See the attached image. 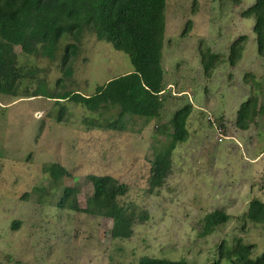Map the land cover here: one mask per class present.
I'll return each instance as SVG.
<instances>
[{"label": "rangeland", "instance_id": "obj_1", "mask_svg": "<svg viewBox=\"0 0 264 264\" xmlns=\"http://www.w3.org/2000/svg\"><path fill=\"white\" fill-rule=\"evenodd\" d=\"M255 2L167 0L166 91L159 119L126 115L125 128L117 129L110 125L119 119L118 107L92 112L74 101L0 93V264H138L143 256L211 264L218 246L236 237L256 245L254 258L264 252V224L245 220L252 199L264 201V111L252 112L247 129L240 125V110L250 97L264 108V55L258 51L256 19L243 16ZM188 21L193 27L184 35ZM241 36L249 40L242 59L235 66L224 62L206 76L201 47L227 59ZM69 41L61 43L55 60L24 55L16 47L19 63L41 69L53 93L85 95L133 70L127 54L87 31L73 77L58 85ZM188 103L193 105L189 137L174 151L164 185L151 190L154 149L172 139L163 125ZM213 119L225 130L223 142L216 139ZM50 163L70 173L57 186L44 170ZM92 174L128 185L121 202L135 203L147 214L130 239L112 237L110 218L58 206L65 188L77 187L78 203L86 208ZM216 210L231 220L202 236L205 216Z\"/></svg>", "mask_w": 264, "mask_h": 264}, {"label": "trees", "instance_id": "obj_2", "mask_svg": "<svg viewBox=\"0 0 264 264\" xmlns=\"http://www.w3.org/2000/svg\"><path fill=\"white\" fill-rule=\"evenodd\" d=\"M166 7L167 0H0V93L20 98L44 96L59 103L74 101L92 112L118 107L119 119L110 125L117 129L125 128L123 118L126 115L143 117L146 121L159 119L166 91L163 67ZM243 16L255 17L258 51L264 55V0H256L243 12ZM192 27L193 22L188 21L184 35ZM87 31L93 32L99 40L111 43L116 51L127 54L133 70L98 86L94 94L85 95L78 91L53 93L48 82L40 77L41 69L19 63L16 47H20L24 55L55 60L61 43L65 39L70 40L61 57L63 77L57 83L62 85L74 75L73 62L81 52L82 40ZM248 42L247 36L237 39L231 45L227 59L208 47H201L205 75L212 77L224 62L235 66L242 59ZM33 84H36V89H31ZM253 111L256 116L264 111L255 96L250 97L240 110V125L243 128L249 127ZM192 112L193 105L188 103L176 111L168 124L163 125L172 139L167 143H159L154 149L149 179L151 190L162 187L171 174L174 151L179 143L186 142L189 137L187 123ZM44 170L50 174L56 186L70 175L59 163H50ZM88 178L93 193L87 200L86 208L82 209L78 203L77 187H66L58 206L110 218L113 220L112 237L130 239L135 233V226L148 216L135 203L121 202L128 194V185L111 175L92 174ZM231 218L223 210L207 214L202 236L213 234ZM245 220L264 224L263 200L252 199ZM19 226L16 223L13 227ZM245 227L244 224L243 230ZM255 248L256 245L244 237H236L231 243L224 240L218 246V257L211 264H264V252L257 258L253 257ZM138 264L198 263L185 259L143 256Z\"/></svg>", "mask_w": 264, "mask_h": 264}, {"label": "built area", "instance_id": "obj_3", "mask_svg": "<svg viewBox=\"0 0 264 264\" xmlns=\"http://www.w3.org/2000/svg\"><path fill=\"white\" fill-rule=\"evenodd\" d=\"M212 123L214 124V129H215V132H216V135H217L216 139L219 142H223L227 138L226 135H225L224 128L221 125L215 123L214 119H213Z\"/></svg>", "mask_w": 264, "mask_h": 264}]
</instances>
